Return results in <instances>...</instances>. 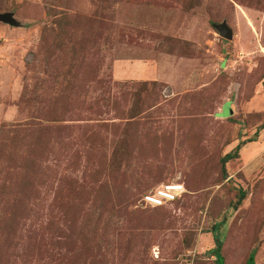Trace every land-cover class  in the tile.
<instances>
[{"label":"rangeland","instance_id":"rangeland-1","mask_svg":"<svg viewBox=\"0 0 264 264\" xmlns=\"http://www.w3.org/2000/svg\"><path fill=\"white\" fill-rule=\"evenodd\" d=\"M1 13L0 264H216L214 238L221 264H264V0ZM168 183L179 200L140 202Z\"/></svg>","mask_w":264,"mask_h":264},{"label":"built area","instance_id":"built-area-1","mask_svg":"<svg viewBox=\"0 0 264 264\" xmlns=\"http://www.w3.org/2000/svg\"><path fill=\"white\" fill-rule=\"evenodd\" d=\"M184 190L180 184L168 183L152 189L140 198V202L148 207H162L179 199ZM157 259V256H156ZM172 264H188L186 261H176Z\"/></svg>","mask_w":264,"mask_h":264},{"label":"crops","instance_id":"crops-1","mask_svg":"<svg viewBox=\"0 0 264 264\" xmlns=\"http://www.w3.org/2000/svg\"><path fill=\"white\" fill-rule=\"evenodd\" d=\"M252 100H249L247 103L244 104V109H243V114H249L255 107L254 105V100L253 98H251ZM241 126V125H240ZM262 130V131H261ZM246 130H244L245 132ZM248 132H252V130H248ZM260 136H259V141L261 142L264 136V126L262 128H260ZM254 144H259L258 143H254L253 141H249V142H245V144H243L242 148L239 149V153L238 155L240 156L239 160L242 161L241 165H240V171H243L244 174H251L250 168L252 167H248L249 164L253 161L254 165H256L257 161L253 160L254 158V154H256V148L252 147ZM255 151V152H254ZM247 170V171H246ZM250 176V175H249Z\"/></svg>","mask_w":264,"mask_h":264},{"label":"water","instance_id":"water-1","mask_svg":"<svg viewBox=\"0 0 264 264\" xmlns=\"http://www.w3.org/2000/svg\"><path fill=\"white\" fill-rule=\"evenodd\" d=\"M0 22L5 23L9 26H16V23L11 17V14L9 13H1L0 14ZM214 29L217 31L218 35L224 39H230L231 38V32L230 30L223 24L220 23L218 25L213 26Z\"/></svg>","mask_w":264,"mask_h":264},{"label":"trees","instance_id":"trees-1","mask_svg":"<svg viewBox=\"0 0 264 264\" xmlns=\"http://www.w3.org/2000/svg\"><path fill=\"white\" fill-rule=\"evenodd\" d=\"M233 157V155H229V154H227V155H225L224 157H223V162H226L227 160H229V159H231ZM243 194L241 193V195H240V198H241V196H242ZM182 196V195H181ZM181 198V197H180ZM179 198V199H180ZM179 199H177V200H179ZM177 200H175V201H177ZM174 201V202H175ZM173 203V202H172ZM153 208H155V207H153ZM214 243H215V247H214V249H213V251H212V255L216 258V264H221V257L219 256V254H218V248H219V241L217 240V238H214ZM246 264H253L252 263V261L251 260H248V262L246 263Z\"/></svg>","mask_w":264,"mask_h":264}]
</instances>
